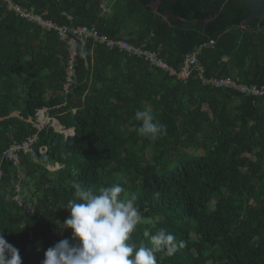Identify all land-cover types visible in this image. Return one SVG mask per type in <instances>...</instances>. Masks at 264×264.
I'll return each mask as SVG.
<instances>
[{
	"label": "trees",
	"instance_id": "1",
	"mask_svg": "<svg viewBox=\"0 0 264 264\" xmlns=\"http://www.w3.org/2000/svg\"><path fill=\"white\" fill-rule=\"evenodd\" d=\"M104 1L12 0L56 25H93L143 45L174 70L198 49L204 77L264 85V21L245 25L238 0H113L100 16ZM76 50L65 93L66 44L0 3V231L22 264H41L70 238L63 207L74 182L93 191L119 184L134 198L143 219L130 243L172 233L177 250L157 253V264H264V97L204 87L196 72L180 81L101 45ZM41 108L72 135L45 126L34 153L13 166L2 153L35 133L26 120ZM137 111L166 135L139 136Z\"/></svg>",
	"mask_w": 264,
	"mask_h": 264
},
{
	"label": "clouds",
	"instance_id": "2",
	"mask_svg": "<svg viewBox=\"0 0 264 264\" xmlns=\"http://www.w3.org/2000/svg\"><path fill=\"white\" fill-rule=\"evenodd\" d=\"M135 119L140 121L136 131L141 137L154 139L167 133L166 125L147 112L137 111ZM72 187L73 199L63 207L69 210L63 227L71 229V236L49 247L41 264H157V253L171 256L177 250L176 237L163 228L150 236L149 245L129 242L143 218L134 198L122 197L121 185L96 191L77 182ZM0 264H22L19 250L6 241L3 231Z\"/></svg>",
	"mask_w": 264,
	"mask_h": 264
},
{
	"label": "built area",
	"instance_id": "3",
	"mask_svg": "<svg viewBox=\"0 0 264 264\" xmlns=\"http://www.w3.org/2000/svg\"><path fill=\"white\" fill-rule=\"evenodd\" d=\"M113 0H106L100 5V16H104L110 13V6ZM0 3L11 11L19 19L34 24L44 31H53L56 33L59 40L63 41L68 47V59L65 70L64 82L62 89L66 93L71 82L73 74V63L77 55L76 46L80 44L82 47L85 44H90L91 47L95 45H101L107 50H115L128 57L138 58L146 62L150 66L157 67L163 70L168 76H173L177 80L185 81L193 72H196V78L200 81V84L204 87H210L213 89H225L234 91L242 96L250 97H264V85H246L238 81L237 78L231 77H204L203 71L200 66H197V53L198 49L185 56L182 64L177 70L172 69L164 61L159 59L157 55L145 49V47L134 45L124 39H109L103 34H100L96 27L90 26H66L56 25L50 20L43 19L38 14H35L32 9H24L14 4L12 0H0ZM212 42H209L211 44ZM26 122L30 123L35 129V133L27 136L24 140L18 143H11L6 151L2 153L1 158L5 159L13 166H17L19 162V154H33L34 144L37 140V133L41 131L45 126H49L54 132L71 136L72 129H64L59 123L47 113L46 108L36 110L34 118L27 119ZM38 153H42L45 148L38 147ZM58 165L47 166L48 170L58 169ZM53 171V170H52ZM1 178V171H0Z\"/></svg>",
	"mask_w": 264,
	"mask_h": 264
},
{
	"label": "water",
	"instance_id": "4",
	"mask_svg": "<svg viewBox=\"0 0 264 264\" xmlns=\"http://www.w3.org/2000/svg\"><path fill=\"white\" fill-rule=\"evenodd\" d=\"M158 0H150L156 2ZM247 10V19L245 25L251 21H264V0H238Z\"/></svg>",
	"mask_w": 264,
	"mask_h": 264
},
{
	"label": "rangeland",
	"instance_id": "5",
	"mask_svg": "<svg viewBox=\"0 0 264 264\" xmlns=\"http://www.w3.org/2000/svg\"><path fill=\"white\" fill-rule=\"evenodd\" d=\"M151 3V5H152V7L155 5V3L156 2H150ZM233 105H235V104H237V100H234L233 101V103H232ZM15 115V114H14ZM53 171H54V169H52ZM52 170H50V171H52ZM28 187H30V185L28 186ZM34 188L32 187V190H33ZM13 199H14V201H16L17 202V204H20L19 202H20V198L16 195L15 197H13ZM196 262H197V264H202L201 263V261L199 260V259H197L196 260Z\"/></svg>",
	"mask_w": 264,
	"mask_h": 264
},
{
	"label": "crops",
	"instance_id": "6",
	"mask_svg": "<svg viewBox=\"0 0 264 264\" xmlns=\"http://www.w3.org/2000/svg\"><path fill=\"white\" fill-rule=\"evenodd\" d=\"M156 3H157V2H156ZM156 3H155V4H156Z\"/></svg>",
	"mask_w": 264,
	"mask_h": 264
},
{
	"label": "flooded vegetation",
	"instance_id": "7",
	"mask_svg": "<svg viewBox=\"0 0 264 264\" xmlns=\"http://www.w3.org/2000/svg\"><path fill=\"white\" fill-rule=\"evenodd\" d=\"M157 2V1H156Z\"/></svg>",
	"mask_w": 264,
	"mask_h": 264
}]
</instances>
